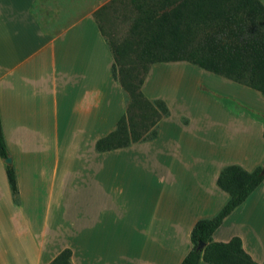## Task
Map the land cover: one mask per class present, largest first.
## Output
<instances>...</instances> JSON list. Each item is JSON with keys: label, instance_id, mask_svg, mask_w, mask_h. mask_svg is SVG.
<instances>
[{"label": "crops", "instance_id": "obj_1", "mask_svg": "<svg viewBox=\"0 0 264 264\" xmlns=\"http://www.w3.org/2000/svg\"><path fill=\"white\" fill-rule=\"evenodd\" d=\"M39 1L0 0V122L18 188L15 201L0 157V264H47L64 248L72 264H179L195 222L229 198L221 169L263 164L264 95L219 76L230 93L210 97L216 105H201L197 121L179 115L178 137L159 144L168 107L153 139L97 151L126 108L95 17L111 0H55L65 3L50 11L58 30L37 19ZM173 62L150 66L147 98H160L157 69L183 71ZM196 125L206 151L191 145ZM233 236L264 264V178L211 238Z\"/></svg>", "mask_w": 264, "mask_h": 264}, {"label": "trees", "instance_id": "obj_2", "mask_svg": "<svg viewBox=\"0 0 264 264\" xmlns=\"http://www.w3.org/2000/svg\"><path fill=\"white\" fill-rule=\"evenodd\" d=\"M128 2L134 11L130 38L117 43L107 40L114 59L113 76L127 95L125 114L114 130L97 139V151L156 137L157 124L169 115V108L163 99H149L142 92L143 81L154 63L186 61L264 95V5L260 0ZM8 156L0 122V157ZM262 166L264 160L252 171L237 164L221 169L216 182L228 192L229 198L214 216L195 222L190 235L192 246L179 264H200L201 260L208 264H258L243 249L238 236L220 242L213 241L211 235L261 183ZM5 170L12 196L17 201L13 164H6ZM70 256L71 250L64 248L47 264H72Z\"/></svg>", "mask_w": 264, "mask_h": 264}, {"label": "rangeland", "instance_id": "obj_3", "mask_svg": "<svg viewBox=\"0 0 264 264\" xmlns=\"http://www.w3.org/2000/svg\"><path fill=\"white\" fill-rule=\"evenodd\" d=\"M260 1L264 5V0ZM63 4L65 3H59L55 0H40L39 3L36 4L33 10L37 19L45 29L58 30L64 25V23L55 24L56 22L50 14L52 9L62 8ZM97 11V20L107 40H113L117 43L122 39L130 38L129 28L134 16V11L128 0H116L112 3L109 1ZM173 63L177 64L176 62H171V64ZM179 63H181L180 65L183 67V71L159 69L155 71L157 73L156 76L159 75V77H157L158 80L154 78L158 81L155 84L154 94L164 99L171 111L169 124L164 126L162 138H160L159 144L161 146L162 144H166L169 139H173L180 135L177 122L179 115L183 114L197 121L201 116L203 117L201 110L203 106L201 107V105H216L212 102L210 97H214L218 101H223L222 98H217L215 94L222 95L230 93L225 91V88L221 86L223 82L220 80L222 79V77H219L220 75L204 70L189 62L179 61ZM178 74H183L185 76L182 80L183 83L180 85H178L180 80L174 77ZM124 96L127 103V95L125 92ZM203 99L205 100L203 101ZM193 129L192 134L189 136L192 140L191 145H197L193 147L196 148L193 150L196 151L199 148L201 151H206L210 149V142H208V145H201V147H199L198 139L201 136L199 125H196ZM152 198L155 200L154 196H152ZM135 200L137 201L138 198L134 197L133 202H136ZM82 263L87 264V260L84 259Z\"/></svg>", "mask_w": 264, "mask_h": 264}, {"label": "water", "instance_id": "obj_4", "mask_svg": "<svg viewBox=\"0 0 264 264\" xmlns=\"http://www.w3.org/2000/svg\"><path fill=\"white\" fill-rule=\"evenodd\" d=\"M5 164H11L12 163V158L10 156L6 157L3 159ZM261 173H264V166L261 169Z\"/></svg>", "mask_w": 264, "mask_h": 264}]
</instances>
